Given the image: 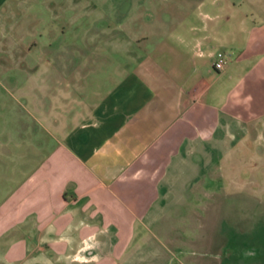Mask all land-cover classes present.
<instances>
[{
    "label": "crops",
    "instance_id": "obj_1",
    "mask_svg": "<svg viewBox=\"0 0 264 264\" xmlns=\"http://www.w3.org/2000/svg\"><path fill=\"white\" fill-rule=\"evenodd\" d=\"M138 6L155 11L118 19L142 31L111 88L60 78L71 89L34 104L39 125L0 134V264H243L245 247L213 253L166 219L196 154L206 177L264 157V0Z\"/></svg>",
    "mask_w": 264,
    "mask_h": 264
},
{
    "label": "rangeland",
    "instance_id": "obj_2",
    "mask_svg": "<svg viewBox=\"0 0 264 264\" xmlns=\"http://www.w3.org/2000/svg\"><path fill=\"white\" fill-rule=\"evenodd\" d=\"M140 1L145 0H21L12 12L1 13L0 134L20 121L39 125L34 104L44 100L45 108L52 107L50 95L71 89L60 78H80L85 94L97 86L100 91L111 88L123 66L134 65L128 41L142 31L130 33V22L122 26L118 19L128 14L142 19L152 14L146 10L155 11L139 7ZM146 1L154 5L172 0ZM194 158L202 160L204 155ZM201 160L196 172L179 184L180 199L168 201L177 217L166 221L185 241H203L213 253L225 244L243 246V264H264V157L234 161L231 172L216 171L212 164L208 177ZM241 161L249 166L243 172L238 170Z\"/></svg>",
    "mask_w": 264,
    "mask_h": 264
},
{
    "label": "built area",
    "instance_id": "obj_3",
    "mask_svg": "<svg viewBox=\"0 0 264 264\" xmlns=\"http://www.w3.org/2000/svg\"><path fill=\"white\" fill-rule=\"evenodd\" d=\"M225 63H227L226 54L218 53L216 62H214L213 67L215 70L221 71L223 69Z\"/></svg>",
    "mask_w": 264,
    "mask_h": 264
}]
</instances>
